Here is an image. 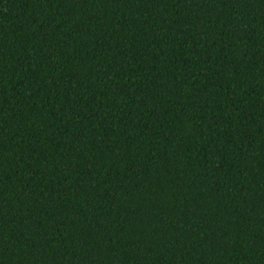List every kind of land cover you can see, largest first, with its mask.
<instances>
[{
  "label": "trees",
  "instance_id": "trees-1",
  "mask_svg": "<svg viewBox=\"0 0 264 264\" xmlns=\"http://www.w3.org/2000/svg\"><path fill=\"white\" fill-rule=\"evenodd\" d=\"M0 264H264V0H0Z\"/></svg>",
  "mask_w": 264,
  "mask_h": 264
}]
</instances>
